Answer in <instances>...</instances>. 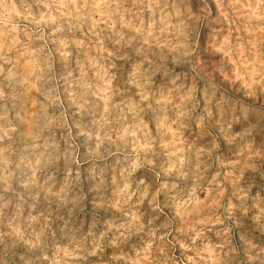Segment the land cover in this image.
<instances>
[{"label": "clouds", "instance_id": "obj_1", "mask_svg": "<svg viewBox=\"0 0 264 264\" xmlns=\"http://www.w3.org/2000/svg\"><path fill=\"white\" fill-rule=\"evenodd\" d=\"M0 264H264V0H0Z\"/></svg>", "mask_w": 264, "mask_h": 264}]
</instances>
